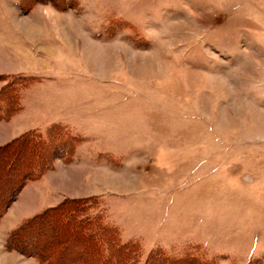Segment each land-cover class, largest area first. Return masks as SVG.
I'll return each mask as SVG.
<instances>
[{
	"label": "rangeland",
	"instance_id": "1",
	"mask_svg": "<svg viewBox=\"0 0 264 264\" xmlns=\"http://www.w3.org/2000/svg\"><path fill=\"white\" fill-rule=\"evenodd\" d=\"M0 27V147L30 140L0 264H99L103 225L136 264H264V0H0Z\"/></svg>",
	"mask_w": 264,
	"mask_h": 264
},
{
	"label": "trees",
	"instance_id": "2",
	"mask_svg": "<svg viewBox=\"0 0 264 264\" xmlns=\"http://www.w3.org/2000/svg\"><path fill=\"white\" fill-rule=\"evenodd\" d=\"M9 105H10V101H9V103H8ZM8 105V106H9ZM28 134V133H27ZM31 139V138H30ZM32 140V139H31ZM24 143V144H28L29 142H30V140L28 139V136L27 135H25L24 133L22 134V135H20V136H18L12 143H10V144H8V145H6V146H1L0 147V152H2V153H6V150H7V148H11V147H13V146H16L17 144H19V143ZM14 148V147H13ZM32 148V147H31ZM44 149V148H43ZM40 163H42V161L40 162H33L31 165V167H33V168H35V167H37V166H40L41 164ZM11 166V165H10ZM15 169L14 168H10L9 169V172H8V176L10 175V174H14L15 172ZM13 172V173H12ZM8 176H7V180H8ZM24 178H23V181H22V183H20L21 182V180H22V178H21V180L19 181V183H20V187L22 188L25 184H26V182H28V181H30V180H32L33 178L32 177H30L29 175H25L24 174V176H23ZM10 178V181H14V183H16L15 182V179L17 178V174H14L13 176H10L9 177ZM8 182V181H7ZM13 183V184H14ZM14 185H16V184H14ZM14 185L12 186V187H10V189H12L13 187H14ZM10 189L8 190V192L6 193V194H8L9 193V191H10ZM58 208V207H57ZM46 211L44 210V211H42V212H40L39 213V215L43 218V219H45V218H47V216L48 215H45L46 213H45ZM2 214H3V212H0V217L2 216ZM61 215H63L64 216V219H66V223H67V221L68 222H70V225H72L74 228H76V229H78V227H79V229H82V230H91V228L93 229V230H95L97 227H98V225H94L93 226V224H92V226L93 227H91L90 225H89V222L87 221L89 218H84V217H82V218H79L78 216H77V213H76V209H75V207L74 208H70L67 212H63V213H61ZM35 220V218L34 217H32L31 219H29L25 224H30V223H33V221ZM75 221H76V224H75ZM83 222H85L86 224H84ZM22 225V226H17V228H15V230H12L10 233H9V235L10 234H12V233H14L15 231H17L18 232V230H24L25 229V227H27V225ZM96 227V228H95ZM102 228H99V230L97 229V234H98V236H103L104 238H108V239H110V241L112 242V244H116V248L117 249H112L111 248V252H109V250H110V248L107 250L108 251V253H107V255L106 256H104V257H102L101 259H100V262H99V264H136V258L133 256V254L134 253H136V245L134 244V243H129V242H122L121 244L120 243H117L116 242V240L115 239H113V234L115 235V233H113V232H111V231H109L107 228H105V226L103 225V226H101ZM8 236V235H7ZM25 238H26V236H25ZM30 238H26L25 239V242L26 243H28L29 245H30V247H31V250H32V252L34 251V249H35V243H34V240H29ZM113 250V251H112ZM116 250H118V252L119 253H117V251ZM34 253V252H33ZM36 253V252H35ZM112 255V258L110 257ZM111 259H110V258ZM186 259H188V258H185V259H183V260H185V261H190V260H186Z\"/></svg>",
	"mask_w": 264,
	"mask_h": 264
},
{
	"label": "crops",
	"instance_id": "3",
	"mask_svg": "<svg viewBox=\"0 0 264 264\" xmlns=\"http://www.w3.org/2000/svg\"><path fill=\"white\" fill-rule=\"evenodd\" d=\"M38 22H35L33 25H35V24H37ZM7 27H0V52L3 50L2 49V45L4 44V40H6V36H7ZM39 29H37V27L35 28H33V30L31 29V28H28V30L27 31H38ZM20 31H22V30H20ZM19 31V29L17 30V32L19 33L20 32ZM21 33V32H20ZM20 36H22V35H20ZM36 42V41H35ZM4 48V47H3ZM22 61H23V59H22ZM15 120V119H14ZM17 120V119H16ZM20 121H26V123H29V122H34V120H33V114L31 113V114H28V116L27 115H24L21 119H19ZM14 123V122H13ZM12 123V124H13ZM23 125V124H22ZM22 125H19V124H17V128H15V125L13 126V125H11V131L13 132V131H19L21 128H23V126ZM1 133L2 132H0V138H1ZM3 134V133H2Z\"/></svg>",
	"mask_w": 264,
	"mask_h": 264
}]
</instances>
